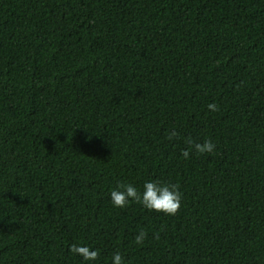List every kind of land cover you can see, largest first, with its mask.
<instances>
[{"label": "trees", "instance_id": "obj_1", "mask_svg": "<svg viewBox=\"0 0 264 264\" xmlns=\"http://www.w3.org/2000/svg\"><path fill=\"white\" fill-rule=\"evenodd\" d=\"M149 180L178 215L111 204ZM73 244L264 264V0H0V264H85Z\"/></svg>", "mask_w": 264, "mask_h": 264}, {"label": "clouds", "instance_id": "obj_2", "mask_svg": "<svg viewBox=\"0 0 264 264\" xmlns=\"http://www.w3.org/2000/svg\"><path fill=\"white\" fill-rule=\"evenodd\" d=\"M209 112L218 111L216 103L207 105ZM178 132L172 130L168 134V139L172 140L178 137ZM185 143L188 147L182 149L181 156L189 159L193 151L197 154L213 153L216 145L211 140H205L202 143L193 142L191 138H186ZM110 202L116 208H125L131 203H138L150 212H156L165 216L174 217L179 214L182 207V193L179 185L166 183L159 180H149L143 184V190L138 191L133 184H119L109 192ZM147 233L140 230L135 235V242L141 244L146 239ZM74 256L81 258L85 264H97L100 257L98 249L87 245L73 244L69 249ZM111 264H126L125 258L120 252H115L111 256Z\"/></svg>", "mask_w": 264, "mask_h": 264}]
</instances>
